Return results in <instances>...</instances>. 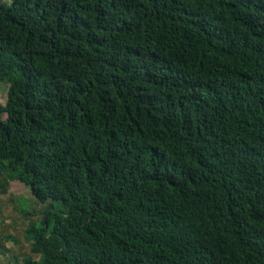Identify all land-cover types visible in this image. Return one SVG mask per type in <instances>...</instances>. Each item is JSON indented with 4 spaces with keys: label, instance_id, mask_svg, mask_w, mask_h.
Here are the masks:
<instances>
[{
    "label": "trees",
    "instance_id": "trees-1",
    "mask_svg": "<svg viewBox=\"0 0 264 264\" xmlns=\"http://www.w3.org/2000/svg\"><path fill=\"white\" fill-rule=\"evenodd\" d=\"M0 85L25 264H264V0H0Z\"/></svg>",
    "mask_w": 264,
    "mask_h": 264
},
{
    "label": "rangeland",
    "instance_id": "rangeland-1",
    "mask_svg": "<svg viewBox=\"0 0 264 264\" xmlns=\"http://www.w3.org/2000/svg\"><path fill=\"white\" fill-rule=\"evenodd\" d=\"M9 91L10 86L0 85V101L4 106L8 103ZM26 209L30 216L23 213ZM44 210L45 206L36 201L31 190L19 182L11 183L9 194L0 193V243L7 236L15 240L4 241L8 253L2 256L3 264H25V259L32 256L24 233L30 222L41 221Z\"/></svg>",
    "mask_w": 264,
    "mask_h": 264
}]
</instances>
